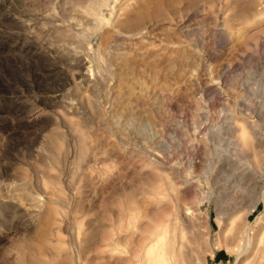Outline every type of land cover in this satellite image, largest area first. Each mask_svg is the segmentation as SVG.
<instances>
[{
	"label": "rangeland",
	"instance_id": "1",
	"mask_svg": "<svg viewBox=\"0 0 264 264\" xmlns=\"http://www.w3.org/2000/svg\"><path fill=\"white\" fill-rule=\"evenodd\" d=\"M0 174V264H264V0H0Z\"/></svg>",
	"mask_w": 264,
	"mask_h": 264
},
{
	"label": "bare ground",
	"instance_id": "2",
	"mask_svg": "<svg viewBox=\"0 0 264 264\" xmlns=\"http://www.w3.org/2000/svg\"><path fill=\"white\" fill-rule=\"evenodd\" d=\"M1 185H2V174H0V224H4V223L8 222L9 220H14L19 215L17 214V212H18L17 205H15L9 199L8 196L3 195L2 190H1ZM155 235L157 236V234H155ZM154 240L156 241L157 239L155 238ZM245 240L247 242V240H248L247 235L245 236ZM166 244H167L166 249L168 247V244H169V246H171L170 241H168ZM181 248H183V244L177 245V247H174V246L171 247L170 252L172 253V257H175L177 255L176 252L180 256L181 255V250H180Z\"/></svg>",
	"mask_w": 264,
	"mask_h": 264
}]
</instances>
